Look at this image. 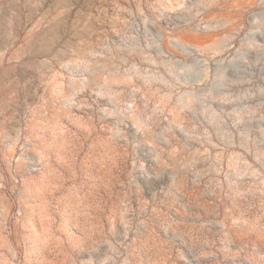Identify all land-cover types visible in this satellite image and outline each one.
Masks as SVG:
<instances>
[{
	"label": "rangeland",
	"instance_id": "374dc122",
	"mask_svg": "<svg viewBox=\"0 0 264 264\" xmlns=\"http://www.w3.org/2000/svg\"><path fill=\"white\" fill-rule=\"evenodd\" d=\"M0 264H264V0H0Z\"/></svg>",
	"mask_w": 264,
	"mask_h": 264
}]
</instances>
